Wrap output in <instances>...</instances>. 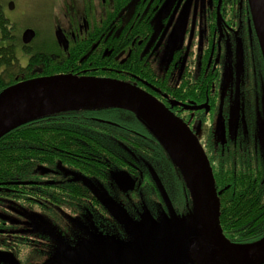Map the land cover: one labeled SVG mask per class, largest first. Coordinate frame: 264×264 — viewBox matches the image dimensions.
Segmentation results:
<instances>
[{
	"label": "flooded vegetation",
	"instance_id": "af4514ba",
	"mask_svg": "<svg viewBox=\"0 0 264 264\" xmlns=\"http://www.w3.org/2000/svg\"><path fill=\"white\" fill-rule=\"evenodd\" d=\"M56 74L153 96L201 144L219 219L223 204L246 208L229 223L264 221V60L247 0H0V91ZM90 113L81 135L46 138L53 151L40 139L31 178L0 187V264H138L107 246L191 213L178 167L140 120Z\"/></svg>",
	"mask_w": 264,
	"mask_h": 264
},
{
	"label": "water",
	"instance_id": "95a60500",
	"mask_svg": "<svg viewBox=\"0 0 264 264\" xmlns=\"http://www.w3.org/2000/svg\"><path fill=\"white\" fill-rule=\"evenodd\" d=\"M247 1L264 60V0ZM83 106L133 113L178 167L192 202L187 216L173 215L148 233L139 232L138 243L108 245L107 256L115 253L121 262L138 264H264V235L237 243L223 234L211 166L196 137L157 99L130 83L74 74L16 82L0 91V138L33 119Z\"/></svg>",
	"mask_w": 264,
	"mask_h": 264
},
{
	"label": "trees",
	"instance_id": "16d2710c",
	"mask_svg": "<svg viewBox=\"0 0 264 264\" xmlns=\"http://www.w3.org/2000/svg\"><path fill=\"white\" fill-rule=\"evenodd\" d=\"M63 64L59 65L58 73H64ZM67 68V67H66ZM107 109L118 110L122 117L117 120L136 121L139 120L133 113L110 106H83L65 109L53 112L39 118L28 121L0 138V187L9 181H20L31 178L37 168L38 153L43 144L40 140L51 135H81L84 129L87 116L93 111H102ZM63 114H69L70 118H60ZM79 115V117L77 116ZM76 125L77 128H76ZM76 129V130H74ZM74 130V131H71ZM127 135H132L130 132ZM125 134V135H126ZM44 139L46 151H53V146L58 144L51 140ZM62 146V143H60ZM126 145H131L124 143ZM113 146V144H108ZM107 145V146H108ZM97 146H100L97 144ZM77 150V149H76ZM25 162V163H24ZM2 190V189H0ZM0 199H5V195L0 194ZM233 200L244 201V196H234ZM248 200V198L246 199ZM222 201V200H221ZM223 203V201H222ZM245 207L232 206L230 208L221 207V216L219 219L223 234L232 242L246 243L257 240L264 235V221L257 223H229L228 216L243 215Z\"/></svg>",
	"mask_w": 264,
	"mask_h": 264
},
{
	"label": "rangeland",
	"instance_id": "374dc122",
	"mask_svg": "<svg viewBox=\"0 0 264 264\" xmlns=\"http://www.w3.org/2000/svg\"><path fill=\"white\" fill-rule=\"evenodd\" d=\"M44 12V11H43ZM47 20H49L48 18H47V15H45L44 16V22H47Z\"/></svg>",
	"mask_w": 264,
	"mask_h": 264
}]
</instances>
